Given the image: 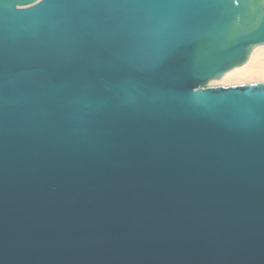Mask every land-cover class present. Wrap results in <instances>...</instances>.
I'll return each instance as SVG.
<instances>
[{"label": "water", "instance_id": "95a60500", "mask_svg": "<svg viewBox=\"0 0 264 264\" xmlns=\"http://www.w3.org/2000/svg\"><path fill=\"white\" fill-rule=\"evenodd\" d=\"M264 0H0V264H264Z\"/></svg>", "mask_w": 264, "mask_h": 264}, {"label": "bare ground", "instance_id": "6f19581e", "mask_svg": "<svg viewBox=\"0 0 264 264\" xmlns=\"http://www.w3.org/2000/svg\"><path fill=\"white\" fill-rule=\"evenodd\" d=\"M210 82L211 85L216 86L264 83V44L252 49L248 62L226 72L221 78Z\"/></svg>", "mask_w": 264, "mask_h": 264}, {"label": "rangeland", "instance_id": "374dc122", "mask_svg": "<svg viewBox=\"0 0 264 264\" xmlns=\"http://www.w3.org/2000/svg\"><path fill=\"white\" fill-rule=\"evenodd\" d=\"M210 83H211V82L208 83V86H216V85H211ZM243 84H245V83H243ZM240 85H241V84H240ZM232 86H234V85H232Z\"/></svg>", "mask_w": 264, "mask_h": 264}]
</instances>
